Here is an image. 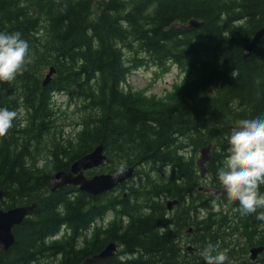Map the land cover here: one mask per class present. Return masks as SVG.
Here are the masks:
<instances>
[{"label":"trees","instance_id":"1","mask_svg":"<svg viewBox=\"0 0 264 264\" xmlns=\"http://www.w3.org/2000/svg\"><path fill=\"white\" fill-rule=\"evenodd\" d=\"M190 21L203 26L186 29ZM262 28L264 0H0V32H19L30 47L23 71L0 82L1 107L18 113L0 136V208L36 204L0 264H84L110 243L126 257L96 264H206L209 241L233 264H264V253L249 261L264 248V222L227 195L199 193L195 166L212 145L209 179L223 189L215 174L229 155V127L264 112V45L242 57ZM171 66L181 80L165 98L126 84L137 69L164 75ZM56 95L76 106L74 121ZM100 145L102 173L139 168L123 207L118 192L51 193L54 173ZM167 200L178 201L172 212Z\"/></svg>","mask_w":264,"mask_h":264},{"label":"clouds","instance_id":"2","mask_svg":"<svg viewBox=\"0 0 264 264\" xmlns=\"http://www.w3.org/2000/svg\"><path fill=\"white\" fill-rule=\"evenodd\" d=\"M30 60V47L19 32H0V82H11ZM18 117L15 110L0 107V136L7 134ZM229 145L224 164L216 170L215 178L229 200L238 201L242 215L255 214L264 222V112L240 119L230 129ZM123 165L117 169V175ZM206 264H233L227 249L209 241L200 252Z\"/></svg>","mask_w":264,"mask_h":264},{"label":"water","instance_id":"3","mask_svg":"<svg viewBox=\"0 0 264 264\" xmlns=\"http://www.w3.org/2000/svg\"><path fill=\"white\" fill-rule=\"evenodd\" d=\"M203 24L190 21L185 27L186 29H199ZM264 38V28L258 31L252 41L247 44L242 51L244 61H247L259 42ZM54 74V69L51 68L43 85L47 86L51 82V77ZM1 107V104H0ZM232 127H229L231 129ZM212 145L202 148L199 151L200 158L196 162V167L199 170L202 178L208 174L207 164L211 162ZM107 161L104 155V148L102 145L98 146L92 153L82 157L76 161L69 172H58L52 176L50 190L52 193L63 190L67 187L78 188V190L89 197H97L104 193L112 192L118 186L124 184L133 177L134 169L130 168L124 173L109 175L97 174L91 179L85 177V173L90 170L100 168ZM206 192H210L206 190ZM226 194L225 191L215 192V196ZM2 191L0 190V202L2 199ZM177 204V202L175 203ZM170 208V207H169ZM36 210V205L23 206L8 211L0 208V254L7 253L15 244L14 229L22 225L24 220ZM117 250L115 244H109L100 254L89 257L85 264H95L97 262L105 261L113 257ZM264 253V248H252L249 251L250 261L254 262L259 256Z\"/></svg>","mask_w":264,"mask_h":264},{"label":"rangeland","instance_id":"4","mask_svg":"<svg viewBox=\"0 0 264 264\" xmlns=\"http://www.w3.org/2000/svg\"><path fill=\"white\" fill-rule=\"evenodd\" d=\"M181 80L180 71L171 66L170 70L166 74H160L159 71L153 67L140 68L132 72L128 77L126 84L128 87L135 91H142L148 96H155L157 99L165 98L172 92L175 85ZM55 103L66 117L70 121H74L75 118L72 113L75 111L76 106L70 105V101L64 95H56Z\"/></svg>","mask_w":264,"mask_h":264},{"label":"flooded vegetation","instance_id":"5","mask_svg":"<svg viewBox=\"0 0 264 264\" xmlns=\"http://www.w3.org/2000/svg\"><path fill=\"white\" fill-rule=\"evenodd\" d=\"M257 32H255V34H256ZM255 34H254V36H255ZM253 36V37H254ZM253 37H252V39H253ZM251 39V40H252ZM261 44H263L264 45V38L261 40ZM128 169V168H127ZM199 175V174H198ZM199 177H200V185H199V187H198V192L199 193H202V194H204V195H206V196H212V193H210V194H208V193H206V190L207 189H209V190H212V191H215V190H217L216 188H214L213 186H212V184L210 183V179H209V176L208 177H206V178H202L200 175H199ZM139 178H140V172H139V168H137L136 170H135V173H134V178L131 180V181H128L127 183H125L124 185H122L121 187H120V193H121V195H122V201H121V205H122V207L124 206V202L126 201V200H128L127 199V197H128V195H129V192H128V190H129V187L130 186H134V185H136L137 183H140V181H139ZM213 197V196H212ZM172 201H174V203L173 204H171L170 205V207L171 208H169L168 207V205H167V208H168V210H170V211H168V212H172V210L178 205V203L177 204H175L176 202H178L177 200H172ZM125 210V209H124ZM151 210H152V208H151ZM191 235V234H190ZM120 253H122L121 255H120V257L121 258H125L126 257V255L122 252V249L120 250Z\"/></svg>","mask_w":264,"mask_h":264}]
</instances>
